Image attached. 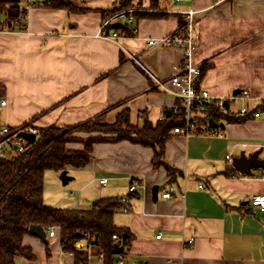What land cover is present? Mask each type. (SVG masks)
I'll return each mask as SVG.
<instances>
[{"label":"crops","instance_id":"obj_1","mask_svg":"<svg viewBox=\"0 0 264 264\" xmlns=\"http://www.w3.org/2000/svg\"><path fill=\"white\" fill-rule=\"evenodd\" d=\"M33 1L26 31L18 25L0 30V99L7 102L1 118L11 127L68 128L94 120L112 124L124 110L132 125L148 120L156 126L179 101L165 95L143 69L170 87L184 54L176 46L150 47L147 41L176 32L188 11L196 13L198 48L192 61L201 67L199 87L215 98L227 99L239 90L248 92L253 105L264 102V0H158L157 10L141 12L165 16L134 18L129 24L135 35L119 40L108 36L116 30L107 34L105 24L122 22L114 15L104 19V14L121 0H72L80 12ZM143 1L149 8L150 0ZM6 20L0 11V23ZM240 106L229 108L234 112ZM73 138L78 141L67 149L81 151L82 141L115 137L76 133ZM242 152H260L263 158L264 119L223 122L221 132L190 137L172 132L164 163L179 172L175 177L154 168L151 147L98 142L86 167L67 169L74 178L68 184L70 196L59 192V203L45 198L44 203L87 210L101 198L129 196L138 182L129 210L114 216L115 226L133 236L123 264H264V212L251 203L264 195V171L240 174L232 160ZM232 169L236 173L231 175ZM170 185L176 189L173 197L162 198L161 191ZM79 244L88 252L87 264H104L98 247ZM23 245L36 254L34 264L38 253L50 264H75L74 255L64 253L58 230L46 242L27 234Z\"/></svg>","mask_w":264,"mask_h":264},{"label":"trees","instance_id":"obj_2","mask_svg":"<svg viewBox=\"0 0 264 264\" xmlns=\"http://www.w3.org/2000/svg\"><path fill=\"white\" fill-rule=\"evenodd\" d=\"M150 2V7L146 8L143 0H121L117 8L104 14V19L131 9L157 10L158 0H150ZM19 3L21 0H0V11L7 16L6 23L10 29L17 27L19 11L12 5ZM46 3L48 7L54 9L80 12L73 5L72 0H46ZM146 11L135 12L134 18L165 16ZM184 24L185 20L181 19L180 27ZM18 29L25 31L26 26H18ZM114 29L125 37L135 35L129 23H117ZM2 93L3 88L0 87V98ZM256 109L264 110V102L258 104ZM170 113V117L166 116L156 126L148 120L134 126L130 123L129 110H124L118 114L112 124L94 120L76 127L39 128L40 135L37 141L25 153L9 158L0 157V264H16L19 259L24 260L26 264H34L36 254L31 248L23 245V239L29 234V227L32 225L42 226L45 230L49 228L58 230L61 246L65 252L73 253L75 264L88 263L87 250L77 248V244L81 242H85L89 247H98L104 255V264H119V257L125 256L133 236L128 229L115 226L114 216L129 210L128 201L134 193L130 192L125 198H101L87 210L53 208L44 203L45 174L47 171L61 173L69 167L74 169L86 167L90 162L95 143L129 141L151 147L155 153L154 168L163 167L170 177H175L179 172L164 163L165 144L173 130L181 126L182 122L179 114L173 111ZM250 119H252L251 115L238 116L232 112L225 114L219 108L211 106L198 119L195 134L221 132L223 122L243 123ZM76 133L107 135L115 138L111 140L90 138L82 141L83 150H68L69 143L78 141L73 138ZM230 172L232 175L236 170L232 169ZM114 236L121 240L116 241ZM116 245L122 247L124 251L116 252ZM46 253L49 254V250Z\"/></svg>","mask_w":264,"mask_h":264},{"label":"built area","instance_id":"obj_3","mask_svg":"<svg viewBox=\"0 0 264 264\" xmlns=\"http://www.w3.org/2000/svg\"><path fill=\"white\" fill-rule=\"evenodd\" d=\"M178 3L180 0H164ZM35 2L33 0H21L19 5L13 4L12 7L18 9L19 16L16 20L18 26H26V20L28 17V12L33 8ZM144 11V9H131L123 11L112 19H118L122 23H131L134 21V13ZM194 11H188L184 13L185 24L180 27L176 32L170 34L166 37L149 39L147 41L148 46L158 47V46H176L183 51L184 54V64L176 68L175 74L170 78V87L165 84V81L155 78L147 70L140 67L155 81V84L160 87L163 93L167 96H173L178 101L179 104L175 105L172 111L181 116L182 125L176 127L173 130L174 134H179L184 137H190L195 134L197 129L198 119L202 117L211 106H215L221 110L222 113H230V104L240 103L241 106L237 111H234L235 115L245 116L251 115L252 119H264V110L256 109L257 105L252 104V98L246 91H241L237 96H231L227 99L215 98L207 90L199 87V79L201 76V67L195 64L192 59L198 48V43L194 33L195 24ZM109 22L105 24L107 27ZM6 22L0 23V30L10 31ZM25 30V31H26ZM136 33V29L133 30ZM112 39L119 40L122 35L120 31H114L111 35H108ZM7 102L0 99V157L9 158L14 155L23 154L32 145L28 143L26 134H34L36 136V141L40 135L39 128L35 127L31 123L25 124L20 127H11L7 125L1 118V110L5 108ZM214 135V134H213ZM35 141V142H36ZM34 142V143H35ZM46 154V152H43ZM264 158V154H263ZM227 160H231V156H227ZM102 185L106 184V180L100 181ZM139 186L138 182H134L130 188L131 192ZM175 186L170 185L161 191V196L164 199H170L175 193ZM126 201V199H122ZM251 203L259 211L264 212V195L254 196ZM47 235L54 237L56 235V230L54 228H49L47 230ZM116 241L121 239L117 236L113 237ZM161 235L157 236L160 239ZM194 240H190L189 243H193ZM70 256H73L72 252H65ZM100 258L103 259L104 255L101 253ZM125 256L119 257V264H123Z\"/></svg>","mask_w":264,"mask_h":264},{"label":"water","instance_id":"obj_4","mask_svg":"<svg viewBox=\"0 0 264 264\" xmlns=\"http://www.w3.org/2000/svg\"><path fill=\"white\" fill-rule=\"evenodd\" d=\"M117 24H110L107 26V34L109 31L116 27ZM240 91H235L233 96H237ZM171 113H168V117H170ZM28 143L33 144L36 141V136L34 134H26L25 135ZM261 153L256 152L250 155H246L245 152H242L239 156H236L232 160L233 167L242 175L252 177L255 171H264V158H261ZM73 177L68 174L67 170H64L60 174V180L63 186H67L71 181H73ZM157 194V188H155V195ZM29 234L40 238L42 241H47V232L46 230L39 225H32L29 227ZM84 244H78V248L83 247ZM115 250L118 253H122L124 249L119 247L118 245L115 246Z\"/></svg>","mask_w":264,"mask_h":264},{"label":"rangeland","instance_id":"obj_5","mask_svg":"<svg viewBox=\"0 0 264 264\" xmlns=\"http://www.w3.org/2000/svg\"><path fill=\"white\" fill-rule=\"evenodd\" d=\"M236 107V106H235ZM60 174L55 171H47L45 174L44 190H45V201L46 202H56L59 203L61 197L59 198L58 193L63 192L66 197L70 196L71 188L68 186H63L60 180ZM62 190V191H61ZM16 264H26L22 259L17 260ZM36 264H50L46 262L45 257L42 253H38V260ZM52 264V263H51Z\"/></svg>","mask_w":264,"mask_h":264}]
</instances>
